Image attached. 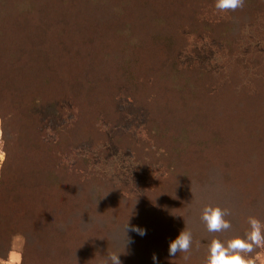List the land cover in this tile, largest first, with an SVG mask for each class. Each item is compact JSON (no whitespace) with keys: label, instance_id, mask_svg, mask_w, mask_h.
<instances>
[{"label":"trees","instance_id":"obj_1","mask_svg":"<svg viewBox=\"0 0 264 264\" xmlns=\"http://www.w3.org/2000/svg\"><path fill=\"white\" fill-rule=\"evenodd\" d=\"M214 5L215 0H0V119L5 151L0 181V259H8L11 236L22 228L27 236L41 235L45 250L60 255L61 261L44 255L42 249L31 250L35 244L26 242L22 264H110L108 257L113 254L120 256L122 264L125 248L147 237L158 243L171 264H205L212 239L226 243L243 238L249 230V217L264 224V148L254 151L263 146L262 113L251 122L243 115L247 120L244 132L229 123L234 138L227 140L221 130L214 140L206 129L224 122L227 109L204 104L190 108L193 113L188 112V120H184L185 101L175 106L161 100L160 91L170 81L181 88L180 77L190 76L191 84L183 91L191 97L204 86L193 75L205 81L209 76L198 63L190 69L182 66L179 53L182 47L188 48L190 36L209 38L227 50L224 55L233 64H242L238 50L242 25L264 19V0H245L243 8L223 13ZM259 58L256 62L264 61ZM106 59L118 65L123 82H131L137 89V96L132 92L126 101L136 103L139 98L141 108L150 105L149 97L157 101L154 108L151 104L137 111V117H142L136 121L145 139L159 151L156 162L165 164L163 175L177 173L166 187L168 194L147 206L144 216L140 213L144 223L129 224L126 229L124 218L129 214L119 218L111 213L112 209L132 207L131 201L123 202L127 201L125 189L105 184V178L84 175L81 162L68 158L73 153L67 147L77 145L78 139L94 143L105 135L102 129L90 127L89 118L95 115L92 106L95 113L104 112L110 120L118 113L111 122L114 139L122 136L128 140L121 128L123 114L117 110L116 94L123 88L117 83L122 77L114 80L112 95L92 92L101 82L96 75L103 72ZM256 64L260 71L254 86L261 96L249 109L258 112L264 108V66ZM82 77H88L86 82ZM163 77L172 80L161 81ZM249 85L232 96L244 100L251 94ZM83 89L91 91L83 93ZM141 93L146 95L144 101ZM214 98L207 99L213 102ZM241 104L244 107L235 99L231 110L236 105L237 112ZM71 110L78 119L72 124L59 123L63 125L59 127L56 120L65 119ZM81 112L87 117L84 124L79 122ZM235 121L239 122L237 113L231 118ZM71 126L75 134H61ZM235 139L240 143L235 144ZM30 172L39 174L33 183L23 177ZM172 191L175 193L170 194ZM205 206L229 209L226 219L231 228L209 233L201 221ZM108 209L105 214L113 221L105 224L99 212ZM25 216L34 218L31 226L23 223ZM130 226L146 229V235L130 231ZM184 230L192 234L189 253L170 257L169 243ZM261 253L264 248L252 254L254 264Z\"/></svg>","mask_w":264,"mask_h":264},{"label":"rangeland","instance_id":"obj_2","mask_svg":"<svg viewBox=\"0 0 264 264\" xmlns=\"http://www.w3.org/2000/svg\"><path fill=\"white\" fill-rule=\"evenodd\" d=\"M241 30L242 36L239 38L238 48L240 51V56L243 57L241 65L233 64V62L230 61L229 56L226 58L224 55L225 53L227 54V50L216 45L214 42H211L209 38L204 36H199L198 38L190 36L189 46L188 48H181L179 59H181L183 63L182 66L185 67V69H190L192 64L197 63L198 67L200 65L206 68L209 73V76L206 77V81L204 77L193 75L195 81L203 80L204 86H201L202 89L199 91L198 95L197 92H193L190 97V92L187 93L184 91H187V86L191 84V78L190 76L185 75V77H180L181 88L174 87L170 81L167 87L160 91V93H162L161 100L164 102L166 101L170 104H175V106H180L182 101L186 102V109L182 116L184 120H188V112H190L192 115L193 111L190 108L199 109L202 108L204 104H208L212 108L227 109L225 117H223L224 122H221L216 128L209 127L206 129L208 131V135L210 137H214V140L219 139V133L221 130L224 131L223 135H225L224 137L227 140L228 138H234V136L229 131V123L238 129L239 132L240 130L244 132L245 126L247 125V120L246 118H243V115H247L248 122H251L255 117H257V115L261 113L264 116V108H259V105L257 106L259 108L258 112L256 109L253 111L249 109L250 104H258L257 102L261 96V94H258L260 93V90L255 88L254 84L257 81V77L259 76L258 71H260L256 63L264 66V61L261 63L256 62L257 59H260L259 56L263 57L264 59V19H261L259 24L244 22ZM96 77H101V82L98 86H96V88L92 89V92L99 94L105 93L109 94L110 96L116 91V88H113L114 80L122 76L119 72L118 65L114 61L110 62L106 59L103 65V72L101 73L98 71ZM231 77H238L239 79L237 81H232ZM82 78H86V82L88 77ZM94 78L95 77H91V79ZM169 80H172V78L163 77L161 79V81ZM119 84L123 85V88L119 89L116 94L119 97V109L117 108V110L121 111L123 114L122 119L120 120L122 121L121 128L123 133L129 136L128 140L122 136L119 138L116 137V139L122 142H117V140L114 139V130H112L111 122H113L116 116H118V113L115 112L112 116L113 120H110L107 118L104 112L100 113L99 115L98 113H95L92 110L94 109V106H92L90 111L95 115L89 118L91 123L90 127L94 128L96 126L102 129L105 135H103L101 141L98 140V142L94 143H86L83 140L78 139L77 145H71L72 148L67 147L69 150L71 149L73 153V157L68 156V158H71V161L78 159L81 162L83 169H85L84 175L90 174L92 177L96 176L98 178L102 177V179L105 178V184H107V182H111L114 186L120 187L121 190L125 189L124 197L127 201H122L124 203H129V201H131L130 205H132V207H129L128 210L111 208L114 210L111 213L119 218L124 217L127 213L129 215H126L124 220H126L128 225H139L140 223H144V217H141V215L144 216V210L146 207L155 204L156 200H159L162 196L168 194L166 193L168 192L167 188L170 186L173 177L175 179L177 173L172 176H167V174L163 175V166L165 167V164L162 162H156L159 151L156 152L155 146H152L153 142L147 140V138L145 139V132L141 128L140 122L136 121L137 118L140 120L142 117H137L138 114H140H137V111L142 109L146 110L151 104L152 108H154L157 101L154 97H149L150 105L143 104V107L141 108V106L138 105L139 98H137L136 103L130 102L128 100L126 101V96L137 90H134L131 87L133 83L123 82L122 77V79L118 81L117 85ZM247 84H250L249 86L252 88V91L248 88V90L251 92L250 96L244 98V100L242 97L232 96V92H234V94H239L242 92V90H244V86ZM248 90L247 92L249 93ZM90 91L91 89H83V93ZM203 93L207 96V98L215 97L214 101L211 102L208 100L203 95ZM135 95L137 96L136 93ZM141 95V101H144L146 95L145 93H141ZM196 96H198L197 100L200 104H197ZM237 98L240 99L242 103H244V107L243 104H241L239 110L235 112L236 105L231 110V103H233V101ZM114 109L115 108L112 107L113 111ZM229 110L232 111V113H230ZM72 111L73 110H71L70 114H68L65 119L62 118V121L56 120V124L59 127L63 126L59 123L64 121L66 123L72 124L75 118L78 119V117L75 116ZM108 113L110 115L112 114V112ZM234 113H237L239 122H231V118ZM80 117L82 118L79 122L84 124V120H87V117H84V112L80 113ZM73 128L74 126H71L67 130V127H65L66 131L61 132V134H66L68 132L69 134H75L73 133V131L75 132ZM71 137L73 139V136ZM139 139L142 141L138 142ZM237 142L239 141L235 139V144H238ZM262 144L263 146H259V148L256 147V150L254 151L264 148V140ZM192 159L194 160V158ZM4 160L5 151L3 129L2 121L0 119V181ZM23 177L25 180L28 179L30 183H33L39 177V174L37 175L36 173L30 172ZM227 182H230L229 178L227 179ZM172 193L175 192L172 191L170 194ZM157 195L160 196L156 197ZM30 205L33 206V203ZM119 205H121V203ZM108 211L109 209L103 210V213L99 212L100 215L105 217V224L113 221L112 218L105 214ZM140 213L142 214L140 215ZM22 221L25 225L31 226L30 224L34 223V218L25 216L22 218ZM95 223L99 224L98 221ZM150 227L152 228V223L150 224ZM43 239L44 238H41V235L39 234L36 235V238L34 235L27 236L25 231L23 232L22 228H20L19 231L13 233L11 236V251L9 253L8 259H0V264H22L23 253L28 242L35 244L34 248L31 250L38 251L42 249L45 251L44 255H50L51 257L55 258L57 262L60 261V255H57L53 252H47L45 250ZM149 239L150 237H147L145 240L142 238L141 240L137 241L134 246L130 244L129 247H126L122 253L124 260L122 264H138V260H141L140 262L145 264H154L152 259L153 255L157 257L155 264H171L169 263L170 261L165 260L163 257L164 252L162 253L163 250L160 249L158 243L156 241L152 242V240L149 241ZM89 243L90 242H88V245ZM78 259L80 260V258ZM82 259L83 258H81V260ZM35 261L37 262V260ZM256 261L258 264H264V253L259 254Z\"/></svg>","mask_w":264,"mask_h":264},{"label":"clouds","instance_id":"obj_3","mask_svg":"<svg viewBox=\"0 0 264 264\" xmlns=\"http://www.w3.org/2000/svg\"><path fill=\"white\" fill-rule=\"evenodd\" d=\"M245 0H215V8L218 12L236 11L243 8ZM230 210L219 206H205L201 213V221L206 226L209 233H220L231 228V223L226 219ZM249 230L243 238L236 237L226 243L219 239H212L208 245V254L205 264H254L252 254L258 248H264V224L255 217L248 218ZM129 228V225L125 227ZM124 229V231H125ZM130 231L137 233L141 237L146 235V229L131 226ZM192 247V234L189 231H182L176 239L168 246V255L175 257L180 253H189ZM118 255L108 257L110 264H121ZM188 259L187 255L184 257ZM153 261L157 257L153 255Z\"/></svg>","mask_w":264,"mask_h":264}]
</instances>
